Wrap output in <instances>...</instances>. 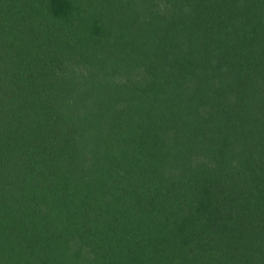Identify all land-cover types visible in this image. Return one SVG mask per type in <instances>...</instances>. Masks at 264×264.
I'll return each instance as SVG.
<instances>
[{
  "label": "trees",
  "instance_id": "16d2710c",
  "mask_svg": "<svg viewBox=\"0 0 264 264\" xmlns=\"http://www.w3.org/2000/svg\"><path fill=\"white\" fill-rule=\"evenodd\" d=\"M8 1L0 264H264V0Z\"/></svg>",
  "mask_w": 264,
  "mask_h": 264
},
{
  "label": "rangeland",
  "instance_id": "374dc122",
  "mask_svg": "<svg viewBox=\"0 0 264 264\" xmlns=\"http://www.w3.org/2000/svg\"><path fill=\"white\" fill-rule=\"evenodd\" d=\"M8 2H9V4L13 5V8L15 7V1L14 0H9ZM3 180H5V179H3ZM3 183H6V181H4ZM0 185L2 186L1 181H0ZM10 185H12V184L9 183L6 186L4 185L5 186L4 188H9Z\"/></svg>",
  "mask_w": 264,
  "mask_h": 264
}]
</instances>
